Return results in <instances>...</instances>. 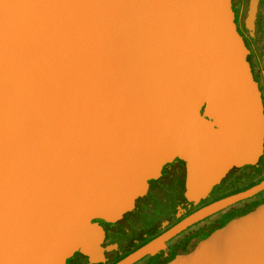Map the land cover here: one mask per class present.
I'll use <instances>...</instances> for the list:
<instances>
[{
  "label": "water",
  "instance_id": "obj_1",
  "mask_svg": "<svg viewBox=\"0 0 264 264\" xmlns=\"http://www.w3.org/2000/svg\"><path fill=\"white\" fill-rule=\"evenodd\" d=\"M235 30L230 0H0V264H103L104 226L174 161L180 217L114 264L186 229L157 264H264V112Z\"/></svg>",
  "mask_w": 264,
  "mask_h": 264
},
{
  "label": "flooded vegetation",
  "instance_id": "obj_2",
  "mask_svg": "<svg viewBox=\"0 0 264 264\" xmlns=\"http://www.w3.org/2000/svg\"><path fill=\"white\" fill-rule=\"evenodd\" d=\"M233 19L237 34L241 37L247 50L246 61L252 79L256 83L260 101L264 112V85L262 72L264 69V0H256V12L252 35H248L245 20L248 16L251 0H230ZM242 30V32L240 31ZM256 60H255V58ZM183 169V164L174 161L160 172L158 180L147 185L146 196L135 201V210L127 212L114 224L104 226L102 246L115 243L110 250L103 251L106 262L114 264L127 254L133 252L152 238L162 234L179 217L171 212L170 187L176 174ZM219 186L217 193L223 191ZM162 222L167 223L164 227ZM187 230V229H186ZM186 230L169 238L163 249L143 256L132 264H157L162 258L182 242L188 231ZM75 264H85V260H78Z\"/></svg>",
  "mask_w": 264,
  "mask_h": 264
},
{
  "label": "rangeland",
  "instance_id": "obj_3",
  "mask_svg": "<svg viewBox=\"0 0 264 264\" xmlns=\"http://www.w3.org/2000/svg\"><path fill=\"white\" fill-rule=\"evenodd\" d=\"M240 31L242 32V30H240ZM254 58H255V57H254ZM255 60H256V58H255ZM69 261H70V262H72V259H71V260H70V259H68V262H69Z\"/></svg>",
  "mask_w": 264,
  "mask_h": 264
},
{
  "label": "trees",
  "instance_id": "obj_4",
  "mask_svg": "<svg viewBox=\"0 0 264 264\" xmlns=\"http://www.w3.org/2000/svg\"><path fill=\"white\" fill-rule=\"evenodd\" d=\"M172 210V209H171Z\"/></svg>",
  "mask_w": 264,
  "mask_h": 264
}]
</instances>
